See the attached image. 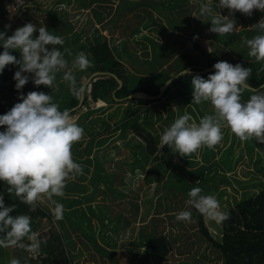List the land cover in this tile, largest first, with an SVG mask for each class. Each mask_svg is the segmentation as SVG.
I'll use <instances>...</instances> for the list:
<instances>
[{
  "label": "rangeland",
  "instance_id": "374dc122",
  "mask_svg": "<svg viewBox=\"0 0 264 264\" xmlns=\"http://www.w3.org/2000/svg\"><path fill=\"white\" fill-rule=\"evenodd\" d=\"M99 1L103 5L108 4L113 5V7L118 3L117 0H85L84 2L80 0H28L26 5L28 3L30 5L27 8L25 6L22 10H16L10 15L2 16L1 20L5 24H9L11 22L9 20H14V24L7 30H5V24L3 26L0 24V31H6L10 36L16 28L31 22L36 25L44 24L52 33L55 26L58 30L57 36L62 37L64 40L63 45L55 47L64 52L65 58L69 62V68L72 67L75 55L80 51H84L88 58H91L92 54L88 42L95 38L94 35L106 36L109 39L112 35L115 38L114 42L118 44L117 49H121L123 40L132 36L130 31L135 30L136 37H134L140 42L136 43L137 51H143V47L146 51L151 50L150 41H145V45L141 41L142 37H139L149 35L153 40H156L161 35L158 32V25L152 23L150 28H147L142 22L141 18L144 12H141L140 9H149L151 7L149 4L139 3L134 8L124 9L121 14L117 15V19L112 26L109 25L112 14H107L104 17V22H98L93 18L92 9L97 8L96 4ZM155 1L159 3L169 0ZM171 1L177 4L171 13L173 21L177 22L180 19L191 18L195 23H203L198 29L199 32L187 34L183 28L174 30L168 25L165 18H158L160 24L166 30L173 32L174 36L177 34L188 40L183 43L181 49L188 50L192 55H199L203 50L212 49L217 43L210 38V31L208 30L210 27L204 24L207 22V17H194L199 13V3L206 2V0ZM214 3H218V0H214ZM216 11H220L223 15L228 14L227 8H217ZM56 14L59 16L58 20L54 17ZM49 16L53 20V26ZM234 17L235 20L237 18L239 20L237 29L252 30L251 25L264 17V14L254 17L245 25L242 17L240 19V15L236 12H234ZM22 19L25 20L22 21ZM93 21L95 23L90 26ZM95 30H97V33ZM127 34L129 36H126ZM33 35L34 37L37 36L38 32ZM194 37L197 38L194 39ZM132 43L133 41L126 42L129 50L133 49L134 45ZM46 47L51 49L53 46L46 45ZM2 51L3 47L0 45V52ZM9 51L17 58L20 57L18 50L10 49ZM69 52L71 55H68ZM149 57L150 55H148ZM18 68V65L11 64L5 67L8 73ZM74 73L78 81L84 84L87 83L90 76H88L87 70L84 72L74 70ZM22 74L32 75L31 73ZM62 75L63 73L57 74V79L52 88L45 85L36 86L29 80L25 84L28 89L19 91L25 95L29 91H43L46 94H51L54 102H56L57 97L62 96L65 90L68 89V84L62 80ZM3 88L5 94L2 93L0 99L6 96L4 97L5 102L10 104L4 107H12L15 103L20 102L17 90L7 89L6 86H3ZM188 95L190 94L188 93L187 97ZM121 101L118 100L117 102ZM144 103L143 109H150L147 112H142V118L149 119L152 122L150 129L157 132L160 139L163 129L172 122L171 117L168 115L169 105L161 104V100ZM105 104L111 106L94 110L89 115L70 112L84 129V137L72 147L73 159L82 165L83 174L67 181L62 197H54L63 205V219H55L53 206L46 197L42 198L35 206V208L41 207L48 213L47 216L35 215L31 219L33 231L40 234V240L42 237L45 239L44 246H46L47 251L44 257L51 251L47 248V245L52 243L54 232H61L66 247L69 245V255H71L72 262L75 264H158L155 262L154 254L148 250L146 243L141 239L140 229L143 222L146 221L141 219L143 212L149 210L150 215H154L155 205L159 204L160 207H157V209L159 216L163 218L159 228H163L170 235L178 234L180 236L176 241H172L166 261H163L162 264H195L199 261H219L216 258V251L200 239L198 224L193 215L191 222L176 219V214L180 211L191 210V207L186 203L188 196L184 190L170 187L166 193L162 183L158 186L154 178L155 173L160 170V165L151 167L154 162L157 163L161 160L166 162L169 158H172L163 179H174L173 172L180 174L196 187H200L203 195H214L219 201L222 211L223 207L232 205L235 198H240L241 192L246 190L253 192L255 190L254 181L258 179L264 181V144L257 143L254 138L241 141L235 136L232 153L229 155L224 151L221 152L229 144L233 134L228 127H224L222 129V141L214 149H210L208 154L207 150L209 148L203 152V147L188 157L181 156L178 152H172L165 145L161 149L163 155H158L157 151L156 154L149 157L143 167H139L132 156L131 148L124 144L121 138L110 140L116 133L113 128L116 118L109 120L107 114L113 110L116 102L99 100L92 103L91 107L96 109L100 105L105 106ZM200 107L203 114L195 110L192 104L187 101L184 111L191 114L197 122L203 115L213 113L210 102L204 101L200 104ZM80 111H86V107ZM108 122L109 125H107ZM131 131L129 136L134 135ZM92 138L102 141L99 145L110 140L99 154L98 158L102 165L99 168H97L93 158L95 145L89 146L86 144ZM165 148L168 152L164 150ZM218 159H221V162H218ZM133 164L135 166L132 170L131 166ZM191 171L197 174L192 175ZM205 177L206 180H204ZM220 190L225 191L223 195L219 194ZM207 192L209 193L206 194ZM147 198H151L152 205L146 202ZM205 220L207 227L216 235L219 232L218 226L221 223L209 220L206 216ZM10 248V251H16L15 258L22 261V255L25 256L27 251L21 249V254L18 247ZM18 254L21 255L18 257ZM30 254L32 256V253ZM2 259H0V264L5 263L8 258L3 257ZM9 262L5 264H9ZM21 264L39 263L28 262V259H25Z\"/></svg>",
  "mask_w": 264,
  "mask_h": 264
},
{
  "label": "clouds",
  "instance_id": "9594fccd",
  "mask_svg": "<svg viewBox=\"0 0 264 264\" xmlns=\"http://www.w3.org/2000/svg\"><path fill=\"white\" fill-rule=\"evenodd\" d=\"M217 8H227L228 14L217 12ZM253 10L264 12V0H218V3L206 0L199 3V13L194 17H209L208 30L223 36L237 27L234 12L250 17ZM251 26L258 34L243 38V45L248 47L249 56L264 61V17ZM8 28L10 25L6 24L5 30ZM63 44V38L50 33L44 24L25 23L10 36L6 31H0V45L3 47L0 72L10 64L19 66L13 79L20 101L0 115V126H6L0 131V181L6 182L8 192L32 206V210L46 197L53 206L56 220L63 219L64 208L54 197H62L67 181L83 174L82 165L73 159L72 147L84 137V129L69 109H60L51 94L29 91L25 95L19 90L29 80L36 86L52 88L57 74L63 73L62 80L68 84L70 92L78 98L83 95L85 86L78 85L74 70L86 71L91 67V61L84 51H80L69 68L64 52L55 47ZM46 45L53 47L49 49ZM10 49L18 50L20 57L11 54ZM213 68L215 72L207 79L197 74L190 81L192 103L210 102L213 113L203 115L198 122L188 112L175 118L163 129L158 155H163L161 149L165 145L172 152L187 157L203 147L214 149L223 139L224 127L241 141L254 138L257 143L264 144V90L250 87L251 69L227 61H218ZM189 73L190 69L181 75ZM246 90L251 95L247 101H242ZM186 203L217 223L230 219L229 212L221 211L217 198L211 194L203 195L200 187H193L188 192ZM15 209L16 205H6L3 194H0V247H18L36 254L40 250V234L32 230L29 215L10 214ZM176 219L191 222V210L180 211ZM9 264H21V261L13 258Z\"/></svg>",
  "mask_w": 264,
  "mask_h": 264
},
{
  "label": "trees",
  "instance_id": "16d2710c",
  "mask_svg": "<svg viewBox=\"0 0 264 264\" xmlns=\"http://www.w3.org/2000/svg\"><path fill=\"white\" fill-rule=\"evenodd\" d=\"M80 1L84 2L85 0ZM117 1L118 3L115 7L108 4L103 5V3L99 1L96 4L97 8L92 9L93 18L98 22H104V17L107 14H112L109 19V25L113 26L117 19V15L121 14L124 9L134 8L139 3H143V5L149 4L151 6L149 9H140L141 12H144L141 19L147 28H150L152 23L158 25V32L161 34L159 35L160 37L153 40L149 35L139 36L142 37L141 41L144 44L145 41H150L151 50L146 51L143 47V51H137L136 43L140 42L135 38V30L130 31L132 36L123 40L121 49H117L118 44L114 42L115 38L112 35L110 39L106 36L101 37L94 35L95 38L88 42L92 54L89 60L93 63L91 67L87 69V74L89 76L95 71H99L100 73L92 76L90 80L84 84L85 90L81 101V97L78 98L70 92L69 86L64 94L57 97L58 99L55 101L59 104L61 110L67 108L71 113L79 112L80 114L88 115L93 113L94 110L111 106L110 104H105V106L100 105L98 108L92 109V103L98 102L99 100H111L116 102V106L107 114L109 120L116 118V123L113 127L116 133L110 140L121 138L123 143L131 148V153L137 166L143 167L147 163L149 157L157 153L158 144L160 142L157 132L150 129V127H152V122L149 119L142 118V112H147L150 109H143L144 102L161 100V104L169 105L168 115L171 117L172 122L175 118L185 113L184 106L187 101L192 104L195 110L203 114L200 104H194L191 101L192 88L190 81L192 76L197 74L207 79L209 74L215 72V69L212 68L204 72H202V70L213 65L216 61H227L233 65L239 63L243 67L250 68L251 76L248 81L249 85L253 87L252 89L264 90V86L261 87L264 83V61H257L254 57L249 56L248 47L243 45V38H252L254 35L258 34L257 32L245 28H235L232 33L223 36L210 32V38L214 39L217 44L212 49L203 50L199 55H192L188 50L181 49L183 43H186L188 40L177 34L174 36V33L170 30H166L158 20V18L163 17L174 30L183 28L187 34L199 32L198 29L202 26V22L195 23L191 18L185 20L180 19L179 21L177 20V22L171 19L172 9L177 6L175 2L171 0L159 3L155 0ZM255 13L257 14L255 15ZM2 14L3 12L0 10V15ZM236 14L240 15V19L242 17L245 25L249 23L251 19L253 20L254 17L264 14V12L253 10L250 17L239 13V11H236ZM56 19H59L57 14ZM206 19L209 20V17ZM238 21L237 18L236 23H238ZM51 22L54 25L52 19ZM93 23L95 22H91L90 26H92ZM204 24L210 27V22L207 21ZM110 28L112 27L110 26ZM95 31L97 33V30ZM53 33L57 35L58 30L55 28ZM126 36L129 35L127 34ZM127 41H133L132 45L134 46L132 50H129L126 46ZM148 55H150L149 58ZM184 68H189L191 72L187 75L180 74L177 78L172 80L161 96L155 98L127 97L130 93L137 90H142L150 95L158 94L160 86L172 75ZM17 70L18 69H14L10 71L9 69L10 72L8 73V70L5 69L1 72L2 81L8 86V89L16 90V81L13 79V75ZM117 78L122 80L121 85L118 83ZM77 83L78 85L83 84L78 80ZM22 89L26 90L28 87L24 85ZM188 93L190 95L187 97ZM250 95L251 93L249 91H244L242 94V101L248 100ZM118 100L122 101L117 102ZM84 107H86V111L81 112L80 110ZM10 109L11 107L1 108L0 115L5 114ZM109 124L108 122L107 125ZM5 128L6 126H0V131H4ZM130 131L133 132L134 135L129 136ZM234 137L235 135L232 134L229 144L225 149L221 150V152L224 151L229 155L232 153L231 150L235 140ZM110 140L99 145L102 141L92 138L91 141L86 143L89 146L95 145L93 158L97 168L102 166L98 158L99 154ZM206 149L207 147H204L203 152H205ZM164 150L168 152L166 148ZM208 152H210V149L207 150V154ZM171 159L172 158H169L166 162L161 160L157 163H153L151 168L160 165V170L154 175L156 183H158V186L162 183V187L166 190V193L170 187H175L183 189L188 196V192L196 186L183 178L180 174L173 172L174 179H163L164 173L169 168ZM207 161H209V159H207ZM218 162H221V159H218ZM134 166V164L131 166L132 170ZM191 174L196 175L197 173L191 171ZM204 180H206V177ZM253 185L255 187L253 192L247 190L241 192L240 198H235L232 205L222 208V211L230 213V219L225 220L218 226L219 232L216 235L207 227L205 215L201 214L194 207H191L192 215L195 217L198 224L200 239L216 251V258L219 259V261H199L195 264H264V181L258 179L254 181ZM8 187L9 185H7L6 182L0 181V194H3L5 204L16 205L15 211L10 214H26L29 215L31 219L35 217V215H48V213L39 206L38 208L36 207L35 210H32V206L23 203L14 193H9ZM224 192V190H220L219 194L223 195ZM208 193L209 192L206 194ZM150 199L151 198H147L146 202L152 205ZM156 205L154 215H150L149 210L144 211L141 215V219L146 221L143 222L141 226L140 237L146 243L148 250L154 254L155 262L162 264L163 261H166L165 259L171 249L172 241H176L180 236L178 234L170 235L163 228H159V224L163 221V218L159 216V211L157 209L160 205ZM47 248L51 249V251H49L46 257L39 256L37 259H33L30 253L28 254V252H25V256L22 255V261L28 259V262L31 261L33 263L56 264L53 263V258L56 255H62L64 257V264H75L72 262L71 255H69V245L66 247L61 232H54L52 243H50V245L48 244ZM20 250L19 248V251ZM40 250L47 251L42 241ZM20 253L22 254L21 251ZM21 254L17 256L19 257ZM10 255L11 252L9 248L0 247L1 260H3V257H7L8 259L5 263H8Z\"/></svg>",
  "mask_w": 264,
  "mask_h": 264
},
{
  "label": "water",
  "instance_id": "95a60500",
  "mask_svg": "<svg viewBox=\"0 0 264 264\" xmlns=\"http://www.w3.org/2000/svg\"><path fill=\"white\" fill-rule=\"evenodd\" d=\"M218 62V61H216ZM215 62V63H216ZM214 63V64H215ZM213 64V65H214ZM213 65L209 66V67H206L204 70H202V72L204 71H208V70H211L213 68ZM186 70H189V68H184L182 69L181 71L177 72L175 75H172L169 79H167L159 88V93L156 94V95H150V94H147L145 93L144 91L142 90H137V91H134L132 93H130L127 97H135V98H155V97H159L161 96V94L164 92V90L166 89L167 85L170 84V82L172 80H174L175 78H177L181 73L185 72ZM191 72V70H190ZM196 72V71H195ZM100 73L99 71H95L93 72L87 79V82L90 80V78L96 74ZM117 81L118 83L121 85L122 84V80L117 78ZM84 86V83L82 84ZM264 86V83L261 85V87ZM251 87V86H250ZM253 88V87H251ZM82 97L80 98V101L82 100ZM53 263H56V264H64V257L62 255H56L54 258H53Z\"/></svg>",
  "mask_w": 264,
  "mask_h": 264
},
{
  "label": "built area",
  "instance_id": "2783aa9c",
  "mask_svg": "<svg viewBox=\"0 0 264 264\" xmlns=\"http://www.w3.org/2000/svg\"><path fill=\"white\" fill-rule=\"evenodd\" d=\"M27 4V0H0V10H2L3 14L0 15V19L2 16H6L16 10H22ZM42 242H45V239L41 238ZM46 252L39 250L38 253L33 254L32 258L37 259L39 256H45Z\"/></svg>",
  "mask_w": 264,
  "mask_h": 264
},
{
  "label": "crops",
  "instance_id": "0c3cea01",
  "mask_svg": "<svg viewBox=\"0 0 264 264\" xmlns=\"http://www.w3.org/2000/svg\"><path fill=\"white\" fill-rule=\"evenodd\" d=\"M27 2H28V0H27ZM30 4L28 3V5H26V8L29 6ZM55 14V13H54ZM53 14V15H54ZM8 15H10V14H8ZM7 16V15H6ZM49 17H51V16H49ZM55 18H56V15L54 16ZM51 19L52 18H49V20L51 21ZM25 19H22V21H24ZM9 21H11V22H9V24L7 23V25H12V24H14V20H9ZM52 23V22H51ZM0 24L3 26L5 23H4V21L3 20H1L0 19ZM6 25V24H5ZM52 26H53V24H52ZM8 29H10V28H8ZM54 29H55V26H54ZM54 29H52V33H53V31H54ZM7 35H8V32H7ZM0 81L2 82L1 84H0V95H2V93L3 94H5V91H3L4 90V88H3V86H6L7 87V89H8V86L7 85H5L4 83H3V81H2V73L0 72ZM6 89V90H7ZM4 97H6V96H4ZM1 98L0 99V109L1 108H5L4 106L5 105H10V104H8V102L6 103L5 102V98ZM7 100V99H6ZM10 100V99H9ZM11 248L9 247V250H10ZM19 250V249H18ZM11 252V255H10V260L11 259H13V258H15V252L16 251H14V252H12V251H10ZM23 261H25V260H23ZM23 261H21V262H23Z\"/></svg>",
  "mask_w": 264,
  "mask_h": 264
}]
</instances>
